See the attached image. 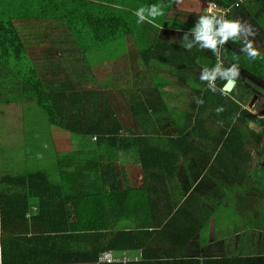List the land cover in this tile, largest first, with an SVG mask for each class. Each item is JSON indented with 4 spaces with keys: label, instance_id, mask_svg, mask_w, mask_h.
<instances>
[{
    "label": "crops",
    "instance_id": "1",
    "mask_svg": "<svg viewBox=\"0 0 264 264\" xmlns=\"http://www.w3.org/2000/svg\"><path fill=\"white\" fill-rule=\"evenodd\" d=\"M77 1L85 5L99 4L105 0ZM29 2L35 0H0V26L8 25V22L13 23L15 33L22 40L29 56L32 52L28 50L26 40L31 44L36 39L41 42V39L45 40L47 37L49 41L55 43L51 45V49H46L51 51L54 49L59 53L61 51L59 46L68 50L69 53L65 54L67 62L61 65L68 71L60 72L63 76H68L72 92L84 93L81 90L77 91V87L72 85L77 81L78 73L85 74V70H88L97 77L90 80L88 78V82L104 83V79L108 82L118 68L123 71L124 67V72L127 73L126 69L131 67L132 59L136 58L138 61L134 66L135 75L132 74L131 77L129 74L124 79L127 82L137 79V83L133 90H125L128 92L123 90L118 94L114 89L115 109L123 108L119 99L123 97L127 99L129 97L127 93L132 96L131 98L148 101L151 106L147 107L148 110H143L142 106V110L130 115L114 112L115 115L128 116V120L133 123V129L137 131L141 128L136 119L138 115H178L184 125L171 120L165 124V128L162 126L161 130L169 131L170 134L166 138L157 140L156 143L157 147L163 149L162 154L168 162L169 170L166 172L167 176L165 175L166 181L156 185L157 189L151 191L148 189L144 197L138 198V193L142 194L141 191L146 189L137 184L140 183L138 179L141 178V173L133 171L132 164L125 166V170L123 169L120 175L112 173L117 180L115 185L103 181L97 172L71 175L72 185L89 194L98 191L102 195V186L106 191L111 192L109 195L114 201L106 204L102 199L100 214L78 218L80 225L87 228L101 227L99 231L89 230L86 234H83L84 230L69 232V222H72L69 213L64 207L55 206L52 196L58 197V194L48 188L43 191L40 189L41 192L36 193L37 197L31 200V209L25 218L19 217L3 227L0 215V264H264V126L250 121L248 130L251 133L247 146L254 154L248 164L245 160L237 161L232 156L224 155L225 153L216 154L221 144L216 134L222 129L219 123L211 126L208 136L200 133L198 137L186 139L185 135L176 133L181 127L190 129L192 121H189L187 116L196 114L200 106L197 100L198 95L203 94L201 88L205 81L201 77L208 72L215 60L218 65L226 63L229 66L232 64V68H237L238 82L242 83L245 76L264 91L263 79L252 75L239 64L231 63L225 55L219 53L221 50L225 52L226 46L228 54L230 52L237 55L250 54L251 50H255L257 53L255 56L264 55L263 0H254L248 4L245 2L243 6L240 4L237 8H233L231 13H227L226 22L239 24L242 38L237 39L230 35L225 41L223 36L217 35L216 41L223 42L219 47L216 44L215 48L205 47V42L198 40L197 35L202 26V18L208 15V6L214 4L216 0H172L171 8H167L166 0H154L150 2L152 5L146 7L148 18L156 20V22L149 20L150 23L146 26L149 43L145 42L138 52L135 45L128 41L123 53L108 62L104 61L103 57L98 61L101 55L97 51L100 49L93 48L92 50L96 51L85 54V49L80 47L74 38L77 34L69 30V40H67L65 31L57 29L58 24L55 22L42 21L39 15L40 9L33 7L34 5ZM197 3L198 6L201 5V10L195 12L193 8L190 13L186 12L187 4ZM156 5L160 6L163 15L153 17L151 9ZM84 8L86 12L94 11V6L85 5ZM177 19L180 20L179 23L174 24L173 21L176 22ZM187 20H193V23L186 24ZM216 29L217 27L213 32H216ZM78 31L83 34V30ZM59 32H61L60 36H58ZM228 41L233 45L236 44L237 49L230 46ZM1 48L4 50L3 45ZM44 51L46 50H42L43 53ZM141 52L148 56L147 64L141 58ZM43 53L37 54L44 57ZM50 54L52 56L50 59L56 62V57ZM93 54H97L96 58L90 61ZM11 62L13 63V61L9 63ZM74 63L76 64L73 65ZM106 63H109L108 66H105ZM57 65L60 66L58 61L55 68H58ZM143 65L147 66L146 71L150 74L160 75L158 78H152L154 86H149L150 81L139 80L141 79L139 72L142 71ZM189 65L192 68L188 72L185 67ZM35 68L40 74L46 71L44 65ZM0 74H6L0 76V83L4 84L10 80L8 69L0 68ZM82 77H78L81 83ZM99 77L101 78L98 79ZM158 80L166 82L167 85L160 87L157 84ZM121 81L122 79L119 80ZM177 82L188 84L194 91L188 94ZM235 82L237 83V80ZM6 88L1 86L0 91ZM146 89H149L150 94L143 97L142 93ZM223 93L225 95V92ZM101 96L109 97L105 94ZM251 99L242 103L243 109L263 119L261 113L264 110L259 116L254 113L257 109L253 111L252 108L245 106L248 102L250 106ZM260 102L264 103V95L259 93L252 107ZM170 104L178 108L173 114L167 112ZM213 107L210 106V113L213 112ZM161 122L163 119L158 123ZM172 137L179 139H171ZM122 160L125 159L122 157ZM198 169L201 170L199 174L202 175L196 181L194 175ZM180 171L181 174L186 173L189 176L187 182L191 179L189 196L191 201L189 200L188 203H184L189 197L185 196L182 199L184 193L180 187H172L174 185L172 181L180 177L178 176ZM171 173L172 177L168 178ZM48 178L53 179V176L50 175ZM54 178L58 179L57 183L60 182L59 176ZM133 179L137 181L133 182ZM67 186L69 187V181ZM194 186L199 189L198 192L193 191ZM128 188H131V193L128 192ZM41 202L43 207L39 208ZM182 206H185L184 210L189 212L186 214L188 218L194 210L206 212L213 218L203 224L200 223L201 219L205 218L202 213L194 221L183 219V214L172 219ZM228 209L234 214H240V219L230 222L225 217L224 221ZM107 212H109L108 216L100 218L99 215ZM31 217L34 219L31 220ZM241 220L243 223L240 224ZM124 228H129L135 233L131 238L125 236L129 238V244L121 245L118 242L114 245L115 249L104 248L107 242L102 239L101 233L107 234L111 239L113 233L117 234ZM126 246L131 248L127 249ZM123 247L124 249H121ZM106 252H113L116 258L126 255L128 260L102 262L100 258Z\"/></svg>",
    "mask_w": 264,
    "mask_h": 264
},
{
    "label": "trees",
    "instance_id": "2",
    "mask_svg": "<svg viewBox=\"0 0 264 264\" xmlns=\"http://www.w3.org/2000/svg\"><path fill=\"white\" fill-rule=\"evenodd\" d=\"M153 1H145V4L141 7H137L138 2L133 5V0L132 3L129 0H105L99 4H85L94 6L93 13L86 12L83 2L77 0H35V2L29 3L34 5L33 7L40 9L39 15L42 21L57 23V29L65 31L64 34L67 40H69V30L77 34L74 38L77 40L78 45L85 49V54L100 49L97 52L102 54V56L98 61L103 57L104 61L108 62L123 53L128 41L135 45L138 52L145 42L148 41L146 26L150 23L148 22L149 20L155 22L156 20L155 18H148L146 7L152 5L150 2ZM252 1L254 0H216L214 4L229 13L240 4L243 6L245 2L248 4ZM166 3L167 8H171L172 0H166ZM140 9H143V20H141L140 15H136ZM207 14L205 18L212 20V29L215 27L219 29V17L208 12ZM78 30H83V34H80ZM5 34L7 35L5 36ZM63 38L65 39V37ZM221 44L222 42L218 40L217 47ZM2 45L4 50L1 48ZM67 46L69 47V42H67ZM58 48L60 47L58 46ZM93 48L96 50H92ZM0 52V68L2 70L8 69L9 75H11L7 88L0 91V98H7V103H10V100H18L15 102L22 103L24 107L29 104L30 112H34V106L42 110L47 116L49 126L60 130V132L55 130L54 133L51 131L49 138L53 142L64 140L63 146L68 148L65 152H62L58 150L59 146L55 147L54 156L58 160V167L56 166V171L52 173L48 169H44L26 171L20 176L8 175L0 177V215L3 227L8 226L6 224L19 217L25 218L27 212L31 209V200L37 197L36 193L48 188V190H55L58 194V197L52 196L55 206L64 207L69 213V218L72 221L69 222V232L84 230L83 234H86L89 230L99 231L101 227L87 228L80 225L78 218L100 214L99 211L103 205L102 199H104L106 204L114 201L109 195L111 192L106 191L102 186V195L98 191L89 194L72 185L71 175L76 176L97 172L98 175H101L103 181L115 185L117 180L112 173L120 175L125 166L130 164L134 166V163L137 162L141 173V178L138 179L140 183L137 184L146 189L141 191L142 194L138 193V198L144 197V193H147L148 189L149 191L157 189L156 185L163 184L166 181L165 175L169 170V165L162 154L163 149L161 147H152L151 144L147 143L152 138H144L140 135L134 139L123 138L120 135L123 126L113 113L108 114V112H105L107 101L105 99L103 102L98 101L94 94L72 92L68 76H63L60 71L37 73L36 65L32 60V56L36 53L31 56L27 55L24 44L15 33L12 22H8V25L2 24L0 26ZM218 52L215 53L217 54ZM221 52L222 50L219 53L221 54ZM50 53L51 50H46L43 53L45 64L55 68L57 61L50 59L52 57ZM140 56L147 64L149 61L148 56L143 52H141ZM225 58L231 63L239 64L240 67L248 70L252 75H257L264 80V55H237L234 52L228 54L225 46ZM10 61H13V63L11 62L10 64ZM212 64L207 73L215 74L216 72V78L213 85L210 84L212 79H205L201 88L203 94L200 93L198 95L197 101L200 103L198 111L196 114L187 116L189 121H192L189 135L198 137L202 133V135L208 136L211 126L221 122L222 129L216 132L221 143L216 154L225 153V155L232 156L237 161L245 160V163L248 164L252 160V154H254L247 146L251 133L248 130L250 121L258 122L264 126V118L260 119L249 111L244 110L242 98L238 99L234 96V90L238 84L237 77H233L237 80V83L231 91L232 93H225L224 95L223 86L228 80L222 76V73L232 69V64L231 66L226 63L225 65H218L216 60ZM217 65L220 67L218 70ZM142 67L148 70L147 66L143 65ZM191 68V65L185 67L188 72L191 71ZM49 73L51 75H48ZM2 75L6 74H0V76ZM157 84L160 87L167 85L166 82L159 80ZM253 85L255 86L256 84L254 83ZM240 86H242V83H240ZM254 90L262 89L257 86ZM123 98L126 102V97ZM211 105L214 106L212 113L209 112ZM142 106L143 110H148L147 107L151 106V104L148 101L141 100L137 104L136 111L142 110ZM69 132L74 136L89 140L88 142L77 141L76 145L72 146ZM34 138L27 141L24 133L23 146L26 161L29 158L41 161L45 156L43 152L45 150L43 148L44 143L42 144L41 141L38 139L34 140ZM185 138L188 139V136ZM171 139L178 140L179 138L172 137ZM70 147L75 148L69 151ZM124 155L127 159L122 160ZM50 175L53 176V179L48 178ZM172 175L171 173L168 178H171ZM56 176L60 178L59 183H57L58 179L54 178ZM67 181H69V187L67 186ZM40 189L42 190L40 191ZM103 195H105V198H103ZM189 200L191 201V197L184 203H188ZM41 207H43L42 202L39 205V208ZM184 209L185 206L179 208L172 219H175L179 214H183V219L194 221L202 213L194 210L190 214L191 217L188 218L186 214H189V212ZM108 213L99 216L100 218L105 217V215H109ZM113 213H115V210ZM207 220L209 219L202 218L200 223L203 224ZM133 234L135 235L129 228H124L117 234L113 233L111 239L107 237V234L101 233L102 239L107 242V246H104V248L115 249L114 245L118 244V242L121 245H128L129 238L125 236L128 235L131 238ZM126 248L130 249L131 246H126ZM121 249H124V247Z\"/></svg>",
    "mask_w": 264,
    "mask_h": 264
},
{
    "label": "rangeland",
    "instance_id": "3",
    "mask_svg": "<svg viewBox=\"0 0 264 264\" xmlns=\"http://www.w3.org/2000/svg\"><path fill=\"white\" fill-rule=\"evenodd\" d=\"M132 3V0H129ZM145 1L148 0H133V5L137 4V7H141L145 4ZM191 5V6H189ZM194 8L195 12H197L198 10H201V5L198 6L197 4H187V8H186V12L190 13V11ZM180 20H176L173 21L174 24L179 23ZM219 24H221V21H219ZM186 24H192L193 20H187L185 22ZM222 26V24H221ZM221 26L219 27V29H216V32H218L221 28ZM51 31V30H50ZM49 31V32H50ZM61 35V32H59L58 36ZM44 36V35H42ZM219 36V35H218ZM230 36V35H229ZM233 36V35H232ZM235 38H242V32H240V30H238V32L234 35ZM41 39V38H40ZM224 40V39H223ZM57 41V40H56ZM223 42V41H222ZM55 43V41H54ZM52 41H49V39L46 37L45 40L41 39V42H38L37 39L35 40V42L29 44L26 40V44H27V48L29 51L32 52V54L34 53H43L42 50H48L51 49V45L54 44ZM230 46H234L235 49H237V45L233 43H231L230 41H228ZM60 45V44H59ZM50 46V47H49ZM53 46V45H52ZM56 46V44H55ZM48 48V49H46ZM61 51H59V53H57V51H55L54 49H52L51 53L56 57V60L58 61V63L60 64V66H58V68H52L50 66H45V61L43 60L44 57L41 54H34V56H32V60L34 62V64L36 66H41L44 65V69L47 72H52L54 70H59V71H65L67 72V69H63L61 67L62 63L64 65L67 57L65 58V54H68L69 51L65 50V48L60 47ZM222 56L225 55V52H221ZM97 54H93V56L91 57L90 61L94 60L96 58ZM99 55L102 56V54L99 53ZM41 57H43V59H41ZM137 59L133 58L132 59V65L131 67L129 66L127 70V73L124 72V67H123V71L120 70L119 68L117 69L118 71L115 72V74L113 76H111L109 78V81L106 82V79H104V83H97V82H88V80L90 79H97V77L89 72L88 70H85V74H81L78 73L77 77H76V82H73V86L77 87V91L81 90L84 93H90V94H94L95 98L100 101L103 102L104 99L107 101V105L105 107V112H108V114H110V112L113 113V115L118 119L119 123L123 126V129L120 131V135L125 138V139H134L135 137H147V138H152L150 141H148L147 143L151 144L152 147H157V140L163 139L168 137V135L170 134L169 131H165V130H161L162 126H164L163 128H165V124L171 120L173 121H177L176 123H181L182 125H184L180 120H179V116L178 115H155V116H147V115H139L136 119L137 122L140 124L141 128L139 129V131L134 130L133 129V123L132 121L128 120V116L125 115H115L114 112H118L120 113H125L127 115H130L132 113H134L137 110V104L141 101V100H137L135 98H131L132 96H130L127 93V100L126 103L124 101V98H120L119 101L122 103L123 108L121 110H117L115 109V103H114V98H113V94L115 93L114 89H116L118 91H123V92H128L134 89L136 83H137V79L136 80H129L128 82L124 79L126 76H128L129 74L132 77V74L135 75L134 73V66L137 63ZM76 63H74L73 65H75ZM109 63H106L105 66H108ZM221 65V64H220ZM127 64L125 65L126 68ZM39 68V67H38ZM142 71L139 72V76L141 79L139 80H144V81H150L149 86H154V83L152 82V78H158L160 77V75L158 74H150V72H146V70L142 67L141 69ZM48 75H51L50 73ZM83 76V82L81 83L78 80V77ZM88 76V77H87ZM92 76V77H90ZM145 76V77H144ZM238 76H235V78ZM89 78V79H88ZM101 77H99L98 79H100ZM88 79V80H87ZM122 79L121 82H119V80ZM87 80V81H86ZM86 81V82H85ZM178 85H180V87L185 88L186 92L188 94L192 93V91H194L193 88H191L188 84H184L182 82H177ZM254 83H252L251 79H247L244 76L243 82H242V86H240V82H238L237 86L235 87L234 90V96L236 98H242L243 103H246L250 98H253L255 95L258 96L259 92L260 94L263 96L264 92L262 90L255 91L254 88L257 87V85H253ZM1 86H8V80L2 84L0 83V87ZM189 87V88H188ZM126 89H128V91H125ZM7 92V91H5ZM105 95H109V97L105 96L102 97L101 95L103 94ZM232 93V92H231ZM150 91L149 89H146L145 91H143L142 96L143 97H147L149 96ZM124 95V94H123ZM122 95V96H123ZM253 95V96H252ZM192 97V95H190ZM252 96V97H251ZM134 97V96H133ZM178 100V98H176ZM15 101L18 100H10V103H7V98H0V177H5V176H20L22 174H24L26 171H38V170H46L48 169V171H50L51 173L53 171H56V168L58 167V160H56L55 156H54V151H55V147H58L59 151L65 152L68 148L64 147V140H60L57 142H53L52 139L49 138V134L52 131V133H54V131H58L60 132L59 129L55 128V127H50L49 124L47 123V116L45 115V113L38 109L36 106H34V112H30V105L28 104V106L24 107L22 105V103H16ZM251 101V100H250ZM191 104V101H189ZM246 107L248 108H252L255 114L260 116V112L264 110V103L260 102L258 104L255 105V107L249 106V102L247 104H245ZM178 108H174L172 106V104L168 105V110L167 112H169L170 114H173ZM33 113V114H31ZM75 113H77L75 111ZM111 116V115H109ZM114 117V118H115ZM155 117V119H154ZM161 119H163V122L158 123L159 120L161 121ZM135 121V120H134ZM27 124V126H26ZM221 124V122H220ZM219 124V125H220ZM216 125V124H215ZM26 129V130H25ZM25 130V131H24ZM259 130V128H258ZM76 133H79L78 131H75ZM24 133L26 134L27 137V141L29 139L34 138V140L38 139L39 141H41V143L43 145V148H45V150H43V152L45 153V156L42 158V160L40 161H36L33 159H28L26 161L25 159V155H24ZM179 135L183 134L186 137L188 136V138L192 139L195 138L191 135H189V129L185 128V127H181L179 128V130H177V132ZM69 136H70V140H72V146H75L77 141L83 140L88 142L89 139H83V138H79L78 136H74L69 132ZM202 137V136H201ZM56 141V140H55ZM152 141V142H151ZM69 144V143H68ZM71 149L69 151L74 150L75 147H70ZM204 149H207V147H201ZM60 155H62L61 152H59ZM59 155V156H60ZM225 155V154H224ZM185 157V156H183ZM59 158V157H58ZM123 159H127V157L124 155ZM191 165V164H190ZM57 166V167H56ZM138 163L135 162L134 166H133V171L135 172H139L140 169L138 167ZM182 171V169H181ZM181 171L179 173L178 176H180L177 179H173V183L174 185L172 186L173 188H178L180 187L182 193H184L182 195V199L186 196V198H188L191 194V179L189 182H187L188 179V175L186 173H182ZM201 170L198 169L197 172H195V179L196 181L199 179V176H201L202 174H199ZM85 181L87 179H84ZM193 180V179H192ZM133 182H136V179L132 180ZM194 181V180H193ZM132 182V183H133ZM189 187V188H187ZM199 189H197L196 186L193 187V191L198 192ZM128 192L131 193L132 190L131 188H128ZM202 215L205 218L208 219H212L213 217L210 216V214H207L206 212H202ZM225 217L227 221L233 222L236 221L238 219H240V214H234V212H230V209H228L225 212V216H224V221H225ZM243 223V221L241 220L240 224Z\"/></svg>",
    "mask_w": 264,
    "mask_h": 264
},
{
    "label": "clouds",
    "instance_id": "4",
    "mask_svg": "<svg viewBox=\"0 0 264 264\" xmlns=\"http://www.w3.org/2000/svg\"><path fill=\"white\" fill-rule=\"evenodd\" d=\"M208 11H211V7L208 9ZM143 9H140L139 12L136 13V15L141 16V20L144 19L143 15ZM151 15L153 17L161 16L163 15L162 9L159 5L153 6L151 9ZM139 23V22H138ZM239 24L232 23V22H225L220 30L218 32H213L212 29V20L207 18H202V26L200 27L197 35L198 40H203L205 42L204 46L209 48H215L217 41L215 37L217 35L223 36L224 40H227L229 35H235L239 30ZM252 56H255L257 53L255 50H251L250 53ZM231 73V75H229ZM239 73L236 70V68L229 69L227 72L222 73V76L229 81H232V78L237 76ZM201 79H215L214 73H205Z\"/></svg>",
    "mask_w": 264,
    "mask_h": 264
},
{
    "label": "built area",
    "instance_id": "5",
    "mask_svg": "<svg viewBox=\"0 0 264 264\" xmlns=\"http://www.w3.org/2000/svg\"><path fill=\"white\" fill-rule=\"evenodd\" d=\"M211 7V11L209 12L208 9ZM207 12L210 14L215 15L216 17H219V21H221V24L223 25L225 23V18H226V13L227 10L225 11V9L219 8L218 6H216L215 4H212L208 7ZM219 69V66L217 68V70ZM215 78H216V72H215ZM215 80V79H214ZM214 80H211V85L214 84ZM225 92V91H224ZM226 93V92H225ZM100 260L102 262H115V261H126L128 260V258H126V255H122L119 258H116L113 252H106L104 253Z\"/></svg>",
    "mask_w": 264,
    "mask_h": 264
},
{
    "label": "water",
    "instance_id": "6",
    "mask_svg": "<svg viewBox=\"0 0 264 264\" xmlns=\"http://www.w3.org/2000/svg\"><path fill=\"white\" fill-rule=\"evenodd\" d=\"M235 84H236L235 80H233V79H232V81L228 80L223 86V91H225L226 93H230L233 90V88L235 87ZM257 98H258V96L255 95L251 99L250 106H252L257 101ZM261 116H264V112L261 113Z\"/></svg>",
    "mask_w": 264,
    "mask_h": 264
}]
</instances>
